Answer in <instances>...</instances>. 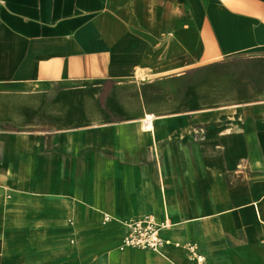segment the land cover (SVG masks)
<instances>
[{"label":"crops","instance_id":"0c3cea01","mask_svg":"<svg viewBox=\"0 0 264 264\" xmlns=\"http://www.w3.org/2000/svg\"><path fill=\"white\" fill-rule=\"evenodd\" d=\"M0 264H264V0H0Z\"/></svg>","mask_w":264,"mask_h":264},{"label":"built area","instance_id":"2783aa9c","mask_svg":"<svg viewBox=\"0 0 264 264\" xmlns=\"http://www.w3.org/2000/svg\"><path fill=\"white\" fill-rule=\"evenodd\" d=\"M143 221L133 222L130 224V233H128L125 238L123 239V246L129 245V244H137V245H145V246H153L154 248L158 245V238L155 237V233H150V228L148 226L143 227L142 224ZM148 225V224H147ZM142 233L145 237V239L141 238H134V233Z\"/></svg>","mask_w":264,"mask_h":264}]
</instances>
